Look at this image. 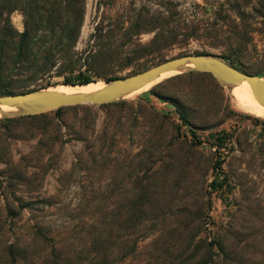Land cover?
I'll list each match as a JSON object with an SVG mask.
<instances>
[{
  "label": "trees",
  "instance_id": "1",
  "mask_svg": "<svg viewBox=\"0 0 264 264\" xmlns=\"http://www.w3.org/2000/svg\"><path fill=\"white\" fill-rule=\"evenodd\" d=\"M253 2L221 0L212 10L213 17L201 18L185 16L171 1L156 11L142 6L130 17L117 14L107 21L101 18L86 46L79 50L85 0H0V94L43 88L59 75L64 76L62 83L71 86L98 79L109 81L164 61L168 51L183 49L192 40L218 48L220 53L214 55L242 71L256 74L258 71L246 60V51L253 33L264 31V0ZM14 11L22 15V30L12 23ZM249 13L254 17H248ZM251 19L263 27L254 26ZM143 33H150V38L142 41ZM185 53L188 52L180 51L179 55ZM96 106L104 112L99 132ZM147 114L163 117L155 112ZM179 116L188 123L183 111H179ZM132 126L133 100L67 105L37 114L0 118V162L5 165L0 167V264H111L115 258L124 260L135 253L139 240L153 230L151 222L159 213H165L167 172L176 166L173 160L162 161L151 175L141 174V169L148 171L154 167L149 152L133 179V139L129 138L126 145L122 139L131 135ZM248 135L246 129L216 133V153L225 142H232L244 154L252 149ZM13 139L35 141L28 153L15 160L9 142ZM73 140L81 141L82 146L74 154L70 168L60 174L56 193L48 197L33 195L50 168L57 167L65 145ZM254 152L263 153L264 142ZM223 161L215 158L213 168L219 171L209 183L210 189L226 190L231 183H237L243 193L245 180L235 175L232 162L227 171L223 170ZM111 163H115L117 175L108 179L107 186L121 190L108 194L100 189L101 174L111 169ZM187 165L188 162L184 163ZM88 167L96 175L89 180L90 191L83 192L76 205L65 212L82 219L80 228L72 235L66 226L51 225L46 220L45 208L54 204L64 185L77 181L75 178ZM80 184L85 191L86 186ZM18 191L29 192V198L17 195ZM243 220L242 211L235 212L225 234L210 241L194 257L182 259V254H177L183 242L171 241L165 246L155 241L151 247L156 251L150 256H159L149 257L143 264H245ZM214 247L217 257L210 253ZM112 253L114 258L110 259Z\"/></svg>",
  "mask_w": 264,
  "mask_h": 264
},
{
  "label": "rangeland",
  "instance_id": "2",
  "mask_svg": "<svg viewBox=\"0 0 264 264\" xmlns=\"http://www.w3.org/2000/svg\"><path fill=\"white\" fill-rule=\"evenodd\" d=\"M170 1L176 3L185 16L201 18L212 16V10L221 0H85V18L77 49L81 50L86 46L90 33L101 18L107 21L117 14L130 17L142 6L156 11L160 10L165 2ZM253 1V3L256 2V0ZM247 16L251 18L253 15L249 13ZM11 20L19 30L23 29V18L20 12L14 11L11 14ZM249 21L254 26L263 27L253 19ZM224 29L228 30L229 27ZM150 36V33H143L140 38L146 41ZM180 51L220 53L218 48L192 40L183 49L174 48L168 51L165 59L179 55ZM246 60L258 71L256 75L264 78V31L259 30L253 33V39L246 51ZM150 66L152 65L148 67ZM73 73L75 75L77 72ZM63 80V75L53 76L50 79L51 84L46 87L62 85ZM103 82L104 80L98 79L91 83L102 84ZM149 85L121 99L133 100V126L129 130L131 135L126 134L122 138L125 145L131 141L129 138L133 139V179L137 172L136 168L143 164L142 161L146 159L149 152L150 162L155 163L154 167L148 171H145L146 168L141 169V174L147 172V175H151L153 169L162 164V161L173 160L176 167L167 172L168 174L166 173L168 180L164 189L163 202L165 213H159L156 220L151 222L153 230L139 240L134 254L127 256L124 260L115 258L111 264H121V261L122 264H143L149 257L159 256L158 253L150 256L151 252L156 251L151 247L155 241L164 243L165 246L171 241L183 242L181 250L177 251V254H182V259L200 255L210 241H216L219 235L225 234L232 215L237 211H242L244 215L242 245L246 251L245 264H264V152H254L255 148L264 142V115L240 106L234 101L229 86L223 85L208 72L171 73ZM97 109L99 110L97 119L99 132L103 126L104 112ZM148 111L163 117L154 118L147 114ZM179 111H183L186 115L187 124L180 118ZM129 124L130 122L125 126L128 127ZM190 129L196 136H192ZM241 129L249 131L251 150L242 154L235 144L225 142L216 153L217 149L213 145V136L216 133L221 131L232 133ZM34 141V139L9 140L13 158L18 160L21 155L28 153L29 146ZM81 146L82 142L79 140L68 142L57 167L50 168L40 187L32 194L44 197L55 194L59 186L60 174L70 168L74 154L81 149ZM216 157L224 160L222 168L225 171L228 170L229 162H232L236 171L235 175L245 180L243 193L237 183H231L226 190L212 191L210 189L209 183L219 171L213 168ZM240 157L243 160L240 161ZM180 162L182 166H179ZM187 162L188 167L184 166ZM114 164L110 165L114 166ZM4 166L0 162V167ZM112 166L101 174L100 189L108 194L121 190L107 186L108 179L117 175L116 166ZM94 176L96 175L93 168H89L75 178L77 181L62 187L59 196L53 201L54 204L45 208L46 220H50L51 225L57 228L66 226L67 230H71L72 235L78 231L82 219L67 216L65 212L76 205L83 192L90 191L89 180ZM236 176L233 178L234 181L237 179ZM80 181L86 186L85 191ZM134 185L135 182L133 187ZM16 193L24 196V199L29 198V192ZM76 241L79 242L80 239ZM232 241L230 238V242ZM217 252L218 250L214 247L210 253L217 257ZM113 258L114 253L110 255V259Z\"/></svg>",
  "mask_w": 264,
  "mask_h": 264
},
{
  "label": "water",
  "instance_id": "3",
  "mask_svg": "<svg viewBox=\"0 0 264 264\" xmlns=\"http://www.w3.org/2000/svg\"><path fill=\"white\" fill-rule=\"evenodd\" d=\"M190 71L208 72L227 86L238 81L255 102L264 106L263 77L242 71L213 53H185L165 59L139 72L104 81L101 87L90 91L62 92L43 87L18 93H1L0 107L15 106L18 111L0 117L37 114L67 105L118 101L150 83L161 80L170 72Z\"/></svg>",
  "mask_w": 264,
  "mask_h": 264
},
{
  "label": "bare ground",
  "instance_id": "4",
  "mask_svg": "<svg viewBox=\"0 0 264 264\" xmlns=\"http://www.w3.org/2000/svg\"><path fill=\"white\" fill-rule=\"evenodd\" d=\"M171 73L172 72L168 73L167 75ZM102 85L103 84H95V83H89L85 85L83 84V85H78V86L62 84V85L49 87V89L56 90V91H62V92H85V91L97 89L101 87ZM229 90L234 98V101L239 103L240 106L247 108L257 114L264 115V106L255 102L254 99L245 90V88L241 85V83H239L238 81L232 82L229 86ZM16 111H18V108L15 106H1L0 107V115H5L10 112H16Z\"/></svg>",
  "mask_w": 264,
  "mask_h": 264
}]
</instances>
